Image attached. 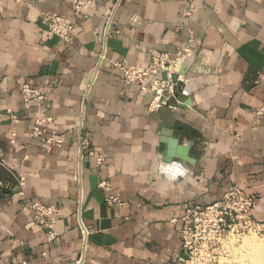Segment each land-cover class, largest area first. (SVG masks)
<instances>
[{
    "label": "crops",
    "instance_id": "crops-1",
    "mask_svg": "<svg viewBox=\"0 0 264 264\" xmlns=\"http://www.w3.org/2000/svg\"><path fill=\"white\" fill-rule=\"evenodd\" d=\"M48 13L71 18L70 41ZM184 46L181 103L149 112L115 63ZM262 71L264 0H0V264H183L179 218L231 184L264 223ZM24 83L44 100L24 108ZM35 115L59 146L30 137ZM32 201L57 205L53 241Z\"/></svg>",
    "mask_w": 264,
    "mask_h": 264
},
{
    "label": "built area",
    "instance_id": "built-area-1",
    "mask_svg": "<svg viewBox=\"0 0 264 264\" xmlns=\"http://www.w3.org/2000/svg\"><path fill=\"white\" fill-rule=\"evenodd\" d=\"M93 2L94 0H71L73 13L85 14ZM45 21L47 35L56 36L64 42L70 41L74 29L70 17L48 13ZM189 53V47H177L154 55L147 65L125 66L115 63V66L120 70L124 84H141V91L150 94L147 108L153 113L167 103L172 106L181 103V98L176 94L179 64ZM258 82L264 85V71L260 73ZM46 94L45 88H37L29 83H24L19 88L24 108L40 103ZM6 113L12 122L17 121L11 109H6ZM257 113H264V103ZM50 122L51 117L35 115L29 135L42 136L47 144L59 146L61 139L55 136L54 131L47 134L45 124ZM107 202H117V198L109 196ZM254 206L255 199L251 195L245 193L237 184H231L219 200L205 206L187 208L178 220L184 251L183 264H212V246L224 248L229 241H238L247 234L259 237L264 235V223L253 218ZM23 209L45 229L47 240L53 241L56 237L54 227L58 214L57 205L32 201L24 202Z\"/></svg>",
    "mask_w": 264,
    "mask_h": 264
},
{
    "label": "rangeland",
    "instance_id": "rangeland-1",
    "mask_svg": "<svg viewBox=\"0 0 264 264\" xmlns=\"http://www.w3.org/2000/svg\"><path fill=\"white\" fill-rule=\"evenodd\" d=\"M243 237L247 239L249 238L248 240H255L256 242L264 243V235L259 237V236L247 234L244 235ZM243 237L238 241H229L224 248H218L216 246H212L211 248L214 251L212 255L213 256L212 264H250L249 263L250 260L248 259L249 257H247L249 250L248 247H245V245L243 246V239H244ZM245 252L246 255L244 254ZM242 255L243 257H241ZM240 260H242V262Z\"/></svg>",
    "mask_w": 264,
    "mask_h": 264
},
{
    "label": "bare ground",
    "instance_id": "bare-ground-1",
    "mask_svg": "<svg viewBox=\"0 0 264 264\" xmlns=\"http://www.w3.org/2000/svg\"><path fill=\"white\" fill-rule=\"evenodd\" d=\"M248 239L247 238L243 239V246L245 245V247H248L249 253H248L247 257H249L248 258L250 260L249 263L250 264H264V243H259V242H256L255 240H248ZM246 252L244 253L245 255H246ZM241 257H243V255ZM240 261L242 262V260H240Z\"/></svg>",
    "mask_w": 264,
    "mask_h": 264
}]
</instances>
